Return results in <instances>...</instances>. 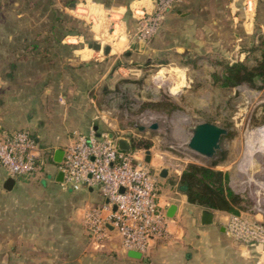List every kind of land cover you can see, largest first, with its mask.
Instances as JSON below:
<instances>
[{
  "label": "rangeland",
  "instance_id": "1",
  "mask_svg": "<svg viewBox=\"0 0 264 264\" xmlns=\"http://www.w3.org/2000/svg\"><path fill=\"white\" fill-rule=\"evenodd\" d=\"M33 1L34 5L22 0L16 6L4 1L5 12L13 13L14 8L20 7L26 15L0 14L1 74L7 67L6 59L2 62L1 57L8 55L12 60L16 54L21 53V58L27 52L25 44H19L23 39L27 40L26 47L35 45L28 52L33 51L42 67L52 61L49 57L75 56V49L93 41L117 45L122 29L117 16L95 17V24H101L97 33L87 13L80 15L60 10L65 3L59 5L52 0ZM190 1L191 16H198L201 22L198 27L191 24L184 27V22H173L163 28L167 25L162 21L150 40L134 41L140 44L139 49H132L129 44L124 51L107 56H116V62L111 67L105 64L106 79L89 95L94 98L92 104L97 105L98 114L107 119L105 123L109 126L106 124L103 128L129 138L131 143L132 139L151 141L148 149L155 159V168L167 165L183 170L188 163L207 165L213 158L224 155L225 161L214 168L225 171L227 165L234 173L233 187L244 200V208L237 213H256L258 207L264 210V86L261 89L245 84L234 88L219 87L212 82L211 74L220 61H243L249 44L257 34L264 35V28L255 21L252 33L245 34L232 26L233 19L225 18L223 11L224 4L233 0ZM2 2L0 0V13ZM214 13L217 23L210 20ZM20 24H29L31 30H8ZM124 32L131 41L133 32L127 29ZM62 39L75 42H68L71 47H64L59 44ZM9 41L10 46H6ZM127 52L129 55L125 54ZM94 57H104L103 47ZM89 62L87 72L82 70V65L77 67L81 75L73 74V83L66 79L60 84L57 78L56 82H51L52 93L63 92L66 83L68 88L77 89L76 79L95 76L94 59ZM109 75L111 78L107 79ZM177 85V90H172ZM203 121L227 130L220 137L219 149L213 157L201 155L187 145L191 128ZM152 123L157 124L156 129L149 127ZM19 126L17 121H11L8 128ZM140 126L144 128L140 130ZM238 168L242 171L236 174ZM20 183L11 196L0 199V264H65L70 259L71 249L85 243L82 237L85 226L78 211L83 200L48 179L43 167L35 176ZM3 205H8V210ZM7 232L12 238L1 237V233ZM7 244L15 249L7 251ZM16 249H20V256L16 255Z\"/></svg>",
  "mask_w": 264,
  "mask_h": 264
},
{
  "label": "crops",
  "instance_id": "2",
  "mask_svg": "<svg viewBox=\"0 0 264 264\" xmlns=\"http://www.w3.org/2000/svg\"><path fill=\"white\" fill-rule=\"evenodd\" d=\"M1 1H3L1 15L20 17V15L25 14L24 11L21 12L20 7L14 8L13 13H10L9 10L5 12L4 1H7V3L9 1V3L16 6L22 0ZM27 1H31L30 4L32 5L35 4L33 0ZM52 1L59 5L65 3L66 6H61L60 10L80 15L87 13L93 23L92 27L94 29L96 27L97 30L94 31L97 33L101 24L99 22L98 25L95 24V17L99 18L104 14L107 17L108 15L117 16L124 31L127 29L129 32H134L136 12L142 9L149 11L153 8V0ZM243 1L236 3L233 0L228 4H224L223 15L225 18H229V20L232 18V26H237L245 34L252 33L255 21H258L259 26L264 28V0H247L250 2V6L246 12H243L242 8L240 10V4L242 7ZM190 3V0H182L173 10L169 11L163 19V25L167 26H163V28L169 27L170 23L173 22L180 24L184 22V27H188L190 24L192 27H198L201 22L198 16H191ZM93 5L96 7H92ZM97 6L103 8L97 9ZM211 18L212 23H217L218 19L215 13ZM15 27L14 29L8 28V30L17 32L18 30H31L29 24H20ZM1 29L5 30V28ZM122 29L119 30L117 45L109 44V53L105 54L103 50L104 57L101 58L94 57V55L101 52L102 48L99 50L90 48L88 47L89 43L83 48L75 49V56L70 54L59 58L56 56L49 57L52 61H49L46 67L41 66V60L35 57L32 54L33 52H26L21 58V53H18L12 60L9 59L8 55H6L7 57H1L2 62L4 58L6 59L4 62H7V67L3 74L0 73V132L9 133L14 130H25L30 133L43 149V156L45 155V158L49 159L43 165L46 177L57 184L59 183L57 180L59 171L57 169L58 163L54 161L55 152L63 151L64 147L71 141L74 131L87 133L91 127L96 131L105 129L103 127L106 125L107 119L104 118V115L98 114V107L96 104H92L94 98L89 93L90 91L92 93V89H96L97 85L99 86L106 79L105 64H109V67H111L116 62V56L111 58L107 56L124 51L129 44L132 49H139L140 47L139 43L128 40L126 32L124 34ZM238 39L242 40V37L239 36ZM20 42L19 44H25L24 48H26L27 40L23 39ZM68 42H75V40L62 39L59 44L64 47L70 46ZM10 43V41L7 42L6 46H10ZM3 44L5 46L6 42ZM105 45L101 44V47ZM53 46H56V44L54 43ZM129 53L125 54L129 55ZM91 58L94 59V66L97 68L95 76L92 75L91 79L87 76L76 79L77 89L68 88L69 85L66 83V89L63 92H59L57 95L52 93L49 88L51 82L58 80L61 84L66 79H69V81L71 79L69 83H73L72 77L75 74L81 75V71L77 67L82 65V70L87 72L90 69L89 60ZM99 68L102 70L100 71ZM56 78L57 80H55ZM108 78L110 79L111 75ZM88 80L92 82L88 83ZM42 87L44 91L41 90ZM177 88L178 85L173 87L172 90L176 91ZM60 96L62 101H60ZM11 121H17L20 128L9 130L8 126ZM108 130L110 131V129ZM110 132L114 136L117 135L113 131ZM154 161L155 159L151 154L149 165L154 169H158V173L163 166L168 168V176L166 178L158 177L157 179L158 203L171 219L167 239L153 243L148 254L142 255L138 252L139 255L135 256L131 254L134 251L125 250L121 247L115 232H112L103 246L97 247L93 243L92 235L84 228L82 233V237L85 238L84 245L77 249H71L70 254H68L70 259L66 260L65 264H255L257 260L261 259L257 249L234 240L226 233L225 218L228 213L212 210L214 213L212 223L201 224V211L204 208L188 202L182 186L179 185V175L175 173V168L167 165L155 168L153 164L156 163ZM241 171L242 169L238 168L236 174ZM224 172L228 174L229 187L236 193L233 187L234 173L227 165ZM7 178V173L0 164V199L11 196L21 184V181H15L11 190H5L3 185ZM70 192L83 200L78 206L81 218L84 209L90 206L102 205L106 202L97 189L84 188ZM0 207H2L1 202ZM3 208L7 209L8 205H3ZM244 212L254 219H264L260 214ZM1 237L5 239L12 238L9 232L1 233ZM9 246L7 244L5 247L7 251L14 248L13 246L9 248ZM35 249L38 250V248ZM16 250V255L20 256L22 254L18 251L20 249Z\"/></svg>",
  "mask_w": 264,
  "mask_h": 264
},
{
  "label": "built area",
  "instance_id": "3",
  "mask_svg": "<svg viewBox=\"0 0 264 264\" xmlns=\"http://www.w3.org/2000/svg\"><path fill=\"white\" fill-rule=\"evenodd\" d=\"M181 1L153 0L151 10L137 11L136 27L130 39L150 40L165 15ZM249 6V1H243V12ZM115 30L114 23L111 33ZM110 134L108 129L96 131L93 127L87 133L74 131L71 141L63 149L62 161L57 165L58 171L62 172L58 184L65 191L97 189L107 200L82 213L83 224L92 235L94 245L103 246L115 232L123 249L146 255L153 243L167 239L171 222L158 203V169L145 162L146 149L121 150L117 139L124 136L113 135L111 138ZM43 157V149L27 131L0 132V164L8 177L25 181L35 176L45 164ZM174 171L180 175L182 168ZM256 213L264 218L263 209L258 207ZM225 229L234 240L257 249L261 259L255 264H264V219H254L242 211L228 213Z\"/></svg>",
  "mask_w": 264,
  "mask_h": 264
},
{
  "label": "trees",
  "instance_id": "4",
  "mask_svg": "<svg viewBox=\"0 0 264 264\" xmlns=\"http://www.w3.org/2000/svg\"><path fill=\"white\" fill-rule=\"evenodd\" d=\"M32 48L35 45H28L24 49L28 52ZM249 60L252 62L248 63ZM216 65L218 68L211 74L212 82L216 86L234 88L245 84L254 89L263 88L264 35L259 33L251 41L243 61H220ZM151 144L147 139H132L131 149H148ZM42 160L46 162L49 159L44 156ZM223 161L224 155L213 158L207 165L188 163L184 167L179 175V185L182 186L189 203L226 213H237L244 208L241 195L232 191L228 185V174L214 168Z\"/></svg>",
  "mask_w": 264,
  "mask_h": 264
},
{
  "label": "water",
  "instance_id": "5",
  "mask_svg": "<svg viewBox=\"0 0 264 264\" xmlns=\"http://www.w3.org/2000/svg\"><path fill=\"white\" fill-rule=\"evenodd\" d=\"M88 47L99 50L101 49V44L99 42L93 41L88 44ZM136 47V45H135ZM104 53L108 54L110 51V46L105 45L103 47ZM151 129H156L157 124L152 123L149 126ZM144 127L140 126L139 129L142 130ZM227 130L224 127L218 126L216 124L203 121L196 123L190 130V137L188 139L187 145L190 149L196 151L197 153L204 155L206 157H212L216 150L219 149V141L222 135H225ZM110 137L113 138V134H110ZM117 146L121 150L128 151L131 149V142L127 137H120L117 139ZM63 157V151H56L54 161L58 164L61 163ZM151 151L149 149L145 150V162L150 163ZM159 177L166 178L168 176V168L163 167L158 173ZM62 179V172L59 171L57 174V180L60 182ZM15 183L14 178L8 177L3 185L5 190H11ZM183 189V188H182ZM121 190H123L121 188ZM107 202V200H106ZM116 207L114 206L113 209ZM214 213L211 209L204 208L201 211L200 221L201 224H211L213 220ZM111 228V227H109ZM132 255H139L138 252L134 251Z\"/></svg>",
  "mask_w": 264,
  "mask_h": 264
},
{
  "label": "bare ground",
  "instance_id": "6",
  "mask_svg": "<svg viewBox=\"0 0 264 264\" xmlns=\"http://www.w3.org/2000/svg\"><path fill=\"white\" fill-rule=\"evenodd\" d=\"M115 33V32H114Z\"/></svg>",
  "mask_w": 264,
  "mask_h": 264
}]
</instances>
